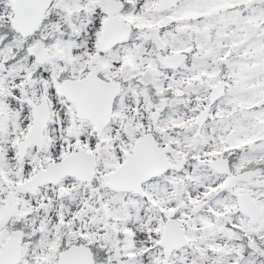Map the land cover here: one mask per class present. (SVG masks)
Listing matches in <instances>:
<instances>
[{
	"label": "snow or ice",
	"instance_id": "1",
	"mask_svg": "<svg viewBox=\"0 0 264 264\" xmlns=\"http://www.w3.org/2000/svg\"><path fill=\"white\" fill-rule=\"evenodd\" d=\"M0 264H264V0H0Z\"/></svg>",
	"mask_w": 264,
	"mask_h": 264
}]
</instances>
